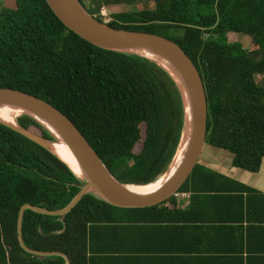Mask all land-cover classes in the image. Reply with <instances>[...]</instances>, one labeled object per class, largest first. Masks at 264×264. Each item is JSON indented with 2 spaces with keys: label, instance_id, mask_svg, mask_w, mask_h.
<instances>
[{
  "label": "trees",
  "instance_id": "trees-1",
  "mask_svg": "<svg viewBox=\"0 0 264 264\" xmlns=\"http://www.w3.org/2000/svg\"><path fill=\"white\" fill-rule=\"evenodd\" d=\"M77 1L111 28L156 34L177 44L203 81L204 148L226 153L232 169L260 171L264 0H154L153 9L111 15L108 21L89 12L91 0ZM229 34L249 37L254 49L229 42ZM257 76L261 81H256ZM0 88L33 95L61 112L111 175L126 185H147L164 175L185 128L182 94L162 67L140 55L104 50L84 41L62 25L45 0H15L14 8L0 9ZM16 124L55 140L27 115L18 117ZM82 185L54 154L0 123V264H65L61 256L38 257L20 247L18 214L23 205L62 210ZM231 185L249 191L198 163L177 192L216 194ZM171 200L149 208L122 209L88 193L64 216L25 210L23 243L31 250L63 254L70 264H89L93 226L115 223L121 214L159 212V206ZM174 206L172 201L170 207ZM253 208L255 216L264 212V194L254 190ZM254 219L258 223L253 229H264V217Z\"/></svg>",
  "mask_w": 264,
  "mask_h": 264
},
{
  "label": "crops",
  "instance_id": "crops-1",
  "mask_svg": "<svg viewBox=\"0 0 264 264\" xmlns=\"http://www.w3.org/2000/svg\"><path fill=\"white\" fill-rule=\"evenodd\" d=\"M96 1L89 9L98 13L104 6L110 16L154 8V0ZM198 163L249 191L231 185L216 194L187 193L159 212L121 214L115 223L95 225L89 264H264V254L253 256L264 250V229H253L254 218L264 217L253 208V190L264 194V162L248 174L232 169L226 153L205 147Z\"/></svg>",
  "mask_w": 264,
  "mask_h": 264
},
{
  "label": "water",
  "instance_id": "water-1",
  "mask_svg": "<svg viewBox=\"0 0 264 264\" xmlns=\"http://www.w3.org/2000/svg\"><path fill=\"white\" fill-rule=\"evenodd\" d=\"M45 2L64 27L95 47L137 55L136 51H146L170 63L178 73L181 84L158 61L149 59L162 67L174 80L190 115V121L187 124L185 121V127L187 128L188 125L189 131L179 167L159 189L141 195L130 192L126 189V185L111 175L85 137L61 112L33 95L11 88H0V106H12L25 110L24 115L34 119L53 136L47 127L50 126L65 143L83 173V178H79L64 161L56 156L74 176L83 181L79 192L67 207L58 211L23 205L17 220L18 242L26 253L38 257L61 256L65 259V264H70L69 259L63 254L35 251L24 245L21 230L25 210L47 216H64L88 193H93L107 204L122 209L149 208L168 200L184 184L201 157L207 131V100L203 81L196 67L184 51L171 40L156 34L111 28L97 21L77 0H45ZM0 123L50 152L47 147L50 141L17 124L9 125L1 121Z\"/></svg>",
  "mask_w": 264,
  "mask_h": 264
},
{
  "label": "bare ground",
  "instance_id": "bare-ground-1",
  "mask_svg": "<svg viewBox=\"0 0 264 264\" xmlns=\"http://www.w3.org/2000/svg\"><path fill=\"white\" fill-rule=\"evenodd\" d=\"M138 55L143 56L148 59L156 60L161 65H163L174 77L175 80H177L181 84V80L179 78L178 73L172 68L170 63L165 61L164 59L146 52V51H136ZM184 93V92H183ZM186 100V98H185ZM26 113L25 110L12 107V106H0V121L7 123L9 125H16V119L20 117L21 115H24ZM185 113H186V124L190 121V115L189 110L187 107V104L185 102ZM53 136L55 137L54 141H50V143H47V147L49 148L50 152L53 153L55 156H57L60 160L64 161L78 176L79 178H83V173L79 169V165L76 163L74 157L72 156L71 152L65 145V143L62 141V139L55 133V131L50 127L47 126ZM188 125L187 128L185 127L183 136L181 138V141L178 145L177 151L174 155V158L167 170V172L159 177L155 182L147 184V185H126V189H128L130 192H133L135 194H149L157 189H159L164 183L170 179V177L175 173L177 168L179 167L181 160L183 158V154L186 148L187 143V137H188Z\"/></svg>",
  "mask_w": 264,
  "mask_h": 264
},
{
  "label": "rangeland",
  "instance_id": "rangeland-1",
  "mask_svg": "<svg viewBox=\"0 0 264 264\" xmlns=\"http://www.w3.org/2000/svg\"><path fill=\"white\" fill-rule=\"evenodd\" d=\"M14 1L15 0H0V9L2 8V7H6V8H14ZM98 1V0H97ZM96 1V2H97ZM149 3H150V0H149ZM95 5H96V3H95ZM96 9L95 10H93V12H92V10H90L89 9V12H92V13H94V14H97V7H95ZM105 20H108L107 18H105ZM172 33V32H171ZM165 36H168V37H170L172 34H167V33H163ZM228 41L229 42H234V41H237V42H239L241 45H242V47L245 49V50H251L252 48L254 49V44H252V40L249 38V37H247V36H243V35H234V34H229V36H228ZM256 81L257 82H259V81H261V78L260 77H256ZM16 122V121H15Z\"/></svg>",
  "mask_w": 264,
  "mask_h": 264
},
{
  "label": "built area",
  "instance_id": "built-area-1",
  "mask_svg": "<svg viewBox=\"0 0 264 264\" xmlns=\"http://www.w3.org/2000/svg\"><path fill=\"white\" fill-rule=\"evenodd\" d=\"M97 15H99L101 17H104V18H107L108 20H110V15L108 13V10L104 6H100L99 7ZM172 197H173V199L181 200V199L188 198V194L187 193H178V192H176L175 194H173Z\"/></svg>",
  "mask_w": 264,
  "mask_h": 264
}]
</instances>
